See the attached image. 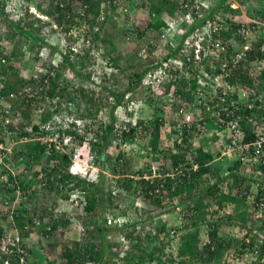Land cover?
Wrapping results in <instances>:
<instances>
[{
    "label": "trees",
    "instance_id": "trees-1",
    "mask_svg": "<svg viewBox=\"0 0 264 264\" xmlns=\"http://www.w3.org/2000/svg\"><path fill=\"white\" fill-rule=\"evenodd\" d=\"M64 1L67 3V0ZM103 1L78 0L81 4H88L85 18L91 27L101 15V3ZM145 1L143 0L145 7L150 4V17L137 24L136 35L139 38H146V33L151 31L153 33L158 32L159 36L160 29L174 22L177 16L185 10L181 7L182 0ZM195 1L184 0V2L190 5H194ZM232 1L235 0H218L214 8L209 10L204 8L203 11L206 16L199 17L198 22L193 27L204 25L206 18L214 16L215 13H240L241 8L240 10L233 9L231 6ZM239 1L244 8L253 3L258 5V9L262 7L264 9V0ZM40 4L37 3V7L52 17L57 25L64 26L68 23L69 19H66L67 12L73 10L70 3L66 4L65 7L63 4H58L55 9H51V7L44 8ZM27 14L28 19H30V27H23L20 25L21 20L15 21L9 17L6 0L5 2H0V15H4L14 30L24 37L15 40L17 46L10 50L4 46L2 34L0 33V112L4 110L5 105H10L11 113L14 114L10 124L6 127L0 125V139L2 140L6 137L5 133L3 134L5 130L9 136L17 139L21 135L31 134L32 130H39L43 122L49 120L56 112H60V104H57L56 108H53L52 101H49L48 104L44 103L45 96L47 95L50 99H53L55 95H60L62 99L72 101L78 109V117L85 118V121L97 116L99 111H101V103L103 104L104 101L101 97L90 96L87 90L82 87L70 91L67 85H63L61 80H63L64 74L59 72L60 68H71L78 77L83 76V73L76 70L77 64L71 59L73 51L70 50V53H64L62 49L57 48L48 39V36L53 35L56 30L50 22L43 21L29 12ZM153 14L164 15V17L162 16L159 20L153 21ZM102 23L101 21V26H99L95 33L96 40L100 37ZM64 31L68 32L69 30L65 28ZM12 36L15 37L16 35L13 34ZM158 36L156 38H158L159 44ZM43 46H49L51 50L58 49V52L62 54L65 64L62 67H54L51 64L49 65L44 61H40V65L42 67L49 66L47 69L53 70V74L46 75L50 81L46 91L38 93L39 95L31 96L27 88L32 91L36 90L35 79L30 75V72L26 71L25 63L34 58H32L33 56H26V53ZM156 46L150 44L149 50H154ZM181 49L182 46L175 49L172 48L170 52L164 55V59L168 60L172 57H180ZM254 54V51L249 53L251 59L255 58ZM190 57L194 59V52H192ZM185 58L187 60L186 56ZM34 60L38 61L40 58L36 55V59ZM30 68L32 69V67ZM148 68V65H146L140 71L135 72L134 82L130 83L124 90L105 86L104 90L109 93L108 99H114V102L111 100L110 103L109 122L101 123L96 129L92 127L93 124L87 121L83 128L72 123L65 129L59 130L62 135L68 134L72 136V143L75 147L78 146L81 149L85 161H87L88 156L93 154V161L99 168V174L95 175L91 172L88 178L72 175L67 169L71 163V156L55 150L50 156L45 157V145L40 141L22 142L20 143L21 145L19 144L14 149L12 156L8 159L6 158L10 166L22 157L24 159L32 158L34 162L32 164L33 169L37 164L45 163L47 165L44 167L45 176L37 181L38 189L34 188V190H31L32 194L30 193L28 196L27 189L33 188V184H31L32 180L19 177V187L22 195L27 196V209L24 213H20V209L18 208L17 213L20 215L16 216L20 232L25 237H28L33 231L39 232V229L36 228L38 220L43 224V228L44 226H50V230L41 235V239L48 240V253L52 256V259L47 264H55L58 260L59 264H219L224 257L225 251L233 248L232 246L234 245V240H227L221 236L223 235V233L220 234L222 229L228 226L230 228H243L257 224L255 217L245 205L244 198L241 197L244 192L243 190L249 191V187L244 188L246 181L242 179L243 176L238 172L242 167L240 161L229 167L230 174L225 175L223 173L225 171L223 164L219 163L214 167L212 164L214 155L201 145L195 149V153L193 154L194 160L200 165L199 169L193 172L190 178L184 179L183 182H178L173 188L174 181L169 176H166L163 180L158 178L147 180L144 177V171L148 172L150 166L146 167V164H143L139 169H135L133 161L134 152L127 150L123 146V143L127 140L132 143L137 138L141 140V144L144 148L146 146L147 149V154L143 159H147V161L150 159L157 160L156 162L159 161L164 173H167L166 162L169 157L172 158L174 165L185 161L180 147L172 149L163 142L160 124L164 120L159 117H157L156 122H151L150 120L146 123L143 119L139 120L132 127L131 131L128 133L124 132L123 136H119L115 132L116 106L125 102L140 87L142 76ZM46 77L44 78L46 79ZM86 77L89 78L91 76L88 75ZM234 77L244 82L247 81L246 83H250V85L255 82V80L249 78L250 74L248 70L244 72L239 71ZM256 79L257 83L259 78ZM178 84L179 92H182L184 97L190 99V93L183 90L189 84L183 79H179ZM170 86L171 83L167 85V88ZM78 94L84 100L85 108H82L80 103L77 104L76 98H79ZM40 107L44 108L42 112L38 110ZM17 113L19 114V118H17L19 121H16L15 116ZM69 113L74 114L75 109L70 110ZM167 119L171 124L176 126L177 117L168 114ZM144 130L152 133V139L148 144L146 143L144 134L141 135ZM89 132L94 133L93 137H89ZM120 138L123 141H120ZM142 141L144 142L142 143ZM110 146L113 148V151L108 152ZM176 150L180 151L176 152ZM156 154L159 155V158L155 157ZM53 160L56 163L51 165ZM25 162L27 163V161ZM3 171L6 174L11 173L4 166ZM38 172L34 171V177L39 176ZM109 175H113L114 177L109 178ZM180 177L181 175H176V178ZM14 181L10 174L9 181L5 182L0 173V197L5 193H15V188L10 187L11 182ZM159 184H162L164 189L162 187L157 189ZM194 189H198V193H201L199 199L196 201L194 200ZM75 191H81L87 200V204L84 207L86 213L90 214L98 206L101 208L98 215L99 223L97 221V224H94L97 218L95 220L91 219V222H83L88 236L83 239L84 241L82 239L77 240L66 238L65 236L62 237L64 232L62 233L59 229L61 228L63 231H66V228L74 227L76 223V219L68 209L62 210L60 214H57L59 216L54 214L55 211L63 206L64 202L70 199V194ZM183 194L187 195L182 197L180 203H184V207L186 208L177 211L178 205L173 200ZM206 197H211L212 200L205 201ZM136 199H142L151 209L141 208L139 210L135 206ZM39 201L43 202L40 210L36 205ZM169 202L172 203V206L166 208V204ZM214 203L219 208H223L225 204H232L233 209L229 213L221 214L218 210L213 209ZM130 207H134L133 210L136 212H141L142 215L144 213V215L147 214L148 216L146 221L149 226H146V230L142 232V237L135 236V228L130 229L131 226L137 225L136 222L126 227H111L108 223L107 215L109 211L110 213H114L119 210L120 214L127 215L131 213ZM179 214L183 215V222L180 228L176 227V233L172 235L171 227L169 226L176 219L173 216H178ZM6 223L8 225V222ZM6 223L4 221L0 225V243L3 232L8 228ZM206 228L209 241L202 243L201 235L204 230L206 231ZM111 232H117L116 234L119 235L124 234L127 242H118V238H116L117 240L115 239L116 242H111L108 238ZM150 243H154V246L151 247ZM239 244L242 246L243 242L239 240ZM127 246L128 250H125L124 247ZM60 247L62 248V253L60 258H58V248ZM136 247L141 250L138 256L134 252ZM167 247L169 249L172 248L173 252L166 251ZM238 248L239 246L236 249ZM55 253H57V256ZM261 256H264V251ZM5 258V255H0V264H4ZM30 264H35V260Z\"/></svg>",
    "mask_w": 264,
    "mask_h": 264
},
{
    "label": "built area",
    "instance_id": "built-area-1",
    "mask_svg": "<svg viewBox=\"0 0 264 264\" xmlns=\"http://www.w3.org/2000/svg\"><path fill=\"white\" fill-rule=\"evenodd\" d=\"M217 1L196 0L194 5H190L182 0L181 7L185 9L184 12L159 31L162 45L169 46L170 49L182 46L180 53L182 57L165 60L163 56L148 65L149 68L140 82V86L149 93L148 99L128 98L118 104L115 132L123 136L124 132H130L139 120L143 119L146 123L150 120L156 122L159 117L164 120L160 124L162 140L170 143L173 139L172 143L176 142L182 149L187 150L189 155L187 161H193L192 153L201 145L214 155L212 162L214 167L219 163L223 164L225 175L230 174L229 167L240 161L242 167L238 172L246 181L244 188L249 187V191L243 190L241 197L244 198L245 205L255 217L257 224L236 228L238 238L244 246L242 245L239 251L231 254L222 264H264V256H261L264 251V9L263 7L251 11L249 9L250 12L247 14L246 8L242 7L241 17H245L244 19H238L234 13H215L214 16L206 18L204 25L193 27L199 17H204L203 9L214 8ZM110 3L121 15L129 13L136 4L134 0H110ZM231 6L233 9L240 7L236 6L235 1L231 2ZM83 14L85 16V10ZM153 43L152 38L149 44ZM145 50L146 48L142 52ZM252 51L255 53L254 59L249 56ZM192 52L194 59L190 57ZM246 70L249 71V78L255 80L252 85L234 77L239 71ZM47 74L53 72L45 67L30 71L36 85L35 91L27 88L31 96L46 91L50 82ZM256 78H259L257 83ZM179 79L189 84L183 90L190 93V99L179 92ZM169 83L171 86L167 88ZM111 100L114 102L113 98ZM49 101H52L53 108L60 104L61 111L43 122L39 130H32L31 134L21 135L17 139L9 136L6 130L3 132L6 137L0 139V173L5 182H8L10 174L12 175L15 181L11 182L10 187L16 191L14 194L2 195L0 211L3 207H11L13 214L18 206L25 209L23 200H26L31 190L36 188L33 183V188L27 189L26 196L22 195L19 187V176L28 175L22 178L35 179L30 169L32 158L22 157L11 166L7 162L14 149L22 142L40 141L45 145V157L50 156L55 150L70 154L72 160L70 170L82 178H88L91 172L99 174V168L93 161V154L85 161L78 146L73 151L67 150L66 147L72 144V136L62 135L59 131L72 123L84 127V121L82 124V120L76 119L75 114L69 113L75 109L74 103L62 99L60 95H55L53 99L45 96L44 103L48 104ZM38 110L42 112L44 108L40 107ZM144 110L154 112L144 118L142 114ZM168 114L178 118L176 133L172 131V125L167 119ZM13 117L10 105H5L4 110L0 112V125L6 127L12 122ZM15 117L16 121H19L18 113ZM142 134L146 141L152 139L150 131L144 130ZM204 135L209 138L198 145L199 137ZM119 140L123 141L121 138ZM123 146L134 152V156L147 154L146 146L144 148L138 138L132 143L125 141ZM155 157L159 155L156 154ZM186 164L187 162H179L178 174L185 175L183 168ZM3 166L11 173H4ZM198 167L199 165H194V169ZM152 170L154 175H159L160 164L152 162ZM167 174L174 178L175 173ZM70 201L75 207H83L87 203L81 191L72 192ZM37 224L39 226L41 222L38 220ZM46 230H50V226ZM27 243V239L17 227L5 231L0 243V253L6 255L4 264H28L30 252ZM13 259L17 260L16 263H13Z\"/></svg>",
    "mask_w": 264,
    "mask_h": 264
},
{
    "label": "rangeland",
    "instance_id": "rangeland-1",
    "mask_svg": "<svg viewBox=\"0 0 264 264\" xmlns=\"http://www.w3.org/2000/svg\"><path fill=\"white\" fill-rule=\"evenodd\" d=\"M142 7L140 6L141 3ZM145 1V0H144ZM64 0H8V14L9 17L15 21H20V25L23 27H30V19H28L27 12H31V10H34V12L37 13V15H44L47 20V22H50V24L56 29L55 33L53 35L48 36V39L54 44L57 48L61 50L62 52H69V50H74L71 54L72 61L77 64L76 69L83 73V76H77L73 75V71L68 69V67L60 68L59 72L61 74H64L63 85H67L69 87L70 91H73L76 88H84L87 90L89 95L98 96L101 97L104 101L103 104L101 103V111L97 114L95 118L84 120L85 118H79L77 115L78 109L75 107V118L76 119H82L84 122L89 121L91 124H93L92 127L95 129L97 126L99 127L101 123H106L110 121L109 118V111H110V103L111 100L108 99L109 93L108 91L104 90L105 86L116 88L118 90H124L130 83L134 82L135 79V72L140 71L144 66L152 64L156 60H159L161 57L166 55L168 52H170L169 46H164L161 43V40L159 39L158 44V32L153 33L147 32L146 38H139L136 35V26L137 24H140L143 20L149 18V5H146V7L143 5V0H134L136 3L135 6L132 7L131 11L125 15H121L114 9L110 3H108L105 12L101 13L100 17L93 23L92 27L89 25L88 20L85 18L83 14V8L81 7L82 4L78 2V0H67V3ZM146 2V1H145ZM233 2V1H232ZM236 6H240L237 8V10H240L242 8L240 1L235 0ZM37 3L42 5L44 8L55 9L58 4H71L73 10L70 12H67L66 19L68 20V23H66L64 26H59L57 23L54 22L53 18L48 16L46 13H44L40 8L37 7ZM147 3V2H146ZM244 8V7H243ZM246 8V13L248 14L252 9L256 10L258 8V5L256 4H250ZM250 9V11H249ZM27 11V12H26ZM240 13H237L238 19H244L245 17H241L242 11H239ZM87 13V12H86ZM33 14V13H32ZM47 15V17H46ZM36 16V14H35ZM164 17V15H152V20L157 21L161 17ZM37 17V16H36ZM33 21V20H32ZM101 21L103 22L102 28L100 30V37L99 39H95V33L97 32L99 26H101ZM54 23V24H53ZM65 28H67L69 31L65 32ZM0 33L2 34L3 43L4 46L8 49H13L17 46V42L15 40L24 38L23 36H20L18 32H16L13 28V26L10 24L8 19L4 15H0ZM15 34L16 36H12ZM159 37V36H158ZM154 39V43L152 45L158 46L155 47L154 50H149V40ZM146 48L145 52H142V50ZM24 50V46H23ZM26 50V48H25ZM88 52V53H87ZM142 53V54H140ZM86 54V56H84ZM36 55L40 58V60L35 61ZM26 56H33L32 60L27 61L28 63H25V69L27 72H30L31 70H37L38 68L42 67L40 65V61H44L48 64H53V62H58L59 67H62L64 63L63 57L60 55V53L57 50H51V48L47 47H39L36 48L34 51H27ZM35 56V57H34ZM32 67V69L30 67ZM133 66V67H132ZM46 67V66H45ZM90 75L91 77L87 78L86 76ZM148 91L143 87L140 86L133 94L130 96V98H145L148 99ZM79 98H76L77 104L80 103L82 108H85L84 100L81 98V95L78 94ZM105 103V104H104ZM153 110H147L142 111V114L145 116L144 118L148 117V115L153 114ZM82 121V124H83ZM79 125V124H78ZM172 130H174L173 124ZM82 125H79L81 127ZM152 134V133H151ZM89 137L93 136V132L88 133ZM209 138L207 135L200 136L199 142L203 143L204 139ZM170 140V144H173ZM149 141H146L148 144ZM21 145V144H20ZM18 146V145H17ZM21 148V146H20ZM109 152L113 151V148L110 146ZM144 155H136V158L134 156V167L135 169H139L140 166L143 164H146L147 159H143ZM172 162L171 158L167 160L166 164L169 166V163ZM136 164V165H135ZM114 177L113 175H109V178ZM45 192V191H43ZM193 192H195L196 196H199L201 193H198V189H194ZM183 197L179 196L178 198ZM175 200V199H174ZM173 200V201H174ZM205 201L209 200L210 198H205ZM132 201V200H128ZM179 202V200H178ZM37 203V202H36ZM27 204V201H26ZM38 209L40 210L43 202L39 201L37 204ZM169 206H172V203H167L166 208H169ZM186 208V207H183ZM69 210L71 212V215L76 219L75 220V226L74 227H68L66 228V231H63L61 228L59 231L64 232L62 237L70 238V239H85L87 238V234H80L79 229L80 226L84 225L83 222H89L91 219H96V222L94 224H97L98 221V215L100 214V207L98 206L95 211L91 212L90 214L86 213L83 208H74L69 202H64L63 206L54 212L55 215L60 214L62 210ZM133 208L130 207V215L132 216L133 222H136L137 225L134 227H130V229L135 228V236H143V231L146 230V226H149V224L146 221V218L148 217L147 214L143 215L141 212H136L133 210ZM151 209L148 207L147 210ZM110 212V211H109ZM117 213L120 211L117 210ZM115 212V213H116ZM153 212V211H150ZM7 211H1L0 212V225L5 221L8 222V225L6 223V226L9 227L10 222V216L6 215ZM6 216V217H5ZM59 216V215H57ZM143 221H142V219ZM18 219V218H17ZM15 219L14 222L17 220ZM141 219V220H140ZM140 220V221H139ZM91 222V221H90ZM13 223V221H11ZM14 227H18V223H13ZM43 224L39 225V232L36 231L32 237V241L35 243L37 250V255H35L33 261L35 260V264H47L49 260L52 259V256L49 255L48 250V240L41 239V235L46 231L48 226L42 227ZM42 227V229H41ZM20 228V227H18ZM224 229L222 230V232ZM117 233V232H116ZM115 232H111L109 235V239L111 242H116V238H118V242L125 243L121 239V237L124 235L116 234ZM57 234V232H56ZM53 236V235H52ZM86 236V237H85ZM60 237V236H59ZM116 239V240H115ZM231 240V239H230ZM84 241V240H83ZM201 241L202 243H206L209 241V237L207 236V228L206 231L201 235ZM151 247L154 246V243L149 244ZM145 246V245H144ZM150 247V248H151ZM233 248L238 247L236 243L232 246ZM125 250H128V246L124 247ZM166 251L173 252L172 248L165 249ZM58 258H60V255L62 253V248H58ZM134 252L136 256H138L141 253V250H139L137 247L134 249ZM57 256V253H55ZM32 258V257H31ZM59 261V260H58ZM55 264H59V262ZM153 264V263H152Z\"/></svg>",
    "mask_w": 264,
    "mask_h": 264
},
{
    "label": "clouds",
    "instance_id": "clouds-1",
    "mask_svg": "<svg viewBox=\"0 0 264 264\" xmlns=\"http://www.w3.org/2000/svg\"><path fill=\"white\" fill-rule=\"evenodd\" d=\"M0 2H5V0H0ZM6 2L8 3V0H6ZM108 3H110V0H104L102 3H101V13H104L105 12V9H106V7L108 6L107 4ZM111 4V3H110ZM88 7V4H86V3H83L82 4V8H83V10H85V15H86V9H87V7ZM112 6V5H111ZM113 7V6H112ZM114 9H116L115 7H113ZM31 14L33 13L34 15L36 14V16H37V18H40L41 20H44V19H46L45 18V16L44 15H37V13L36 12H34V10H31V12H30ZM44 17V18H43ZM46 17H47V15H46ZM177 19V18H176ZM175 19V20H176ZM45 21H47V20H45ZM55 22V21H54ZM56 23V22H55ZM54 24V23H53ZM43 47H49V46H43ZM50 48V47H49ZM62 49V48H61ZM71 51H74V50H71ZM64 53H67V52H64ZM68 53H70V50H69V52ZM72 54V53H71ZM60 55L62 56V54L60 53ZM50 65V64H49ZM51 65H53L54 67H59L60 65H59V63L58 62H53V64H51ZM49 67V66H48ZM48 67H45V68H48ZM68 69H70V70H72L71 68H68ZM77 70V69H76ZM51 71H53V70H51ZM73 71V70H72ZM73 73L76 75V73L73 71ZM80 120H82V119H80ZM83 121V120H82ZM170 123V122H169ZM78 127H79V125H77ZM175 127V126H174ZM174 130H176L175 128H174ZM174 130H172L173 131V133H176L177 131H174ZM152 135V134H151ZM162 138V137H161ZM165 144H166V146H168V147H170V148H172V149H174V148H176V147H180L181 148V146L178 144V143H173V144H170L169 145V142L168 143H166L165 141H163ZM197 144L199 145L200 144V142H199V140H198V142H197ZM75 148V145L72 143L70 146H67L66 147V149L67 150H70V151H73V149ZM181 150H182V153H183V157H184V159H185V161L184 162H187V164L184 166V170H185V175L184 176H182L181 174H179V175H181V177L180 178H176V175H178V173H177V171L179 170V168H178V166H179V164L178 165H174L173 164V162H170L169 163V166L167 165V168H166V171H167V173H175V175H174V178L172 177V176H170V175H168L167 173H164V170L162 169V165H161V163L158 161V163L160 164V166H161V172H160V174L159 175H154V173H153V170H152V162H155V161H157V160H153V159H150V160H148V162L146 163V167L147 166H150V169H149V171L147 172V171H144L145 173H144V177L147 179V180H151V179H156V178H158V179H162L163 180V178H165L166 176H169L170 178H172L173 179V186H172V188L173 187H175L177 184H178V182H183L184 181V179H187V178H190V176L192 175V173L193 172H195V171H197L198 169H199V167H200V165H199V163H197L195 160H194V158H193V161H191V160H188L187 161V157L189 156L188 155V153H187V150H184V149H182L181 148ZM177 151H180V150H176V152ZM195 152H193L192 153V157H193V154H194ZM65 154H68V153H65ZM68 155H70V154H68ZM71 156V155H70ZM144 156H146V154L144 155ZM83 158H84V156H83ZM135 158H136V155H135ZM159 158V157H158ZM171 157H169L168 159H170ZM171 160H172V158H171ZM54 163H56V161L55 162H51V165H53ZM71 163H72V160H71ZM71 163L68 165V172L69 173H71L72 175H76V176H80L81 177V175H79V174H77V173H73V172H71V170H70V165H71ZM32 164H34V162L32 163ZM199 165V167L197 168V169H194V165ZM47 165L44 163H41V164H37L36 166H35V168L33 169L32 168V165H31V174L33 175V177H34V171L36 172V171H39L38 173H39V176L37 177V176H35L33 179L34 180H32V183L31 184H33L34 183V186L37 188V181H38V179H41V178H43L44 176H45V171H44V167H46ZM141 167V166H140ZM145 167V168H146ZM183 170V171H184ZM41 173H42V175H41ZM26 176V175H25ZM19 177H23V175L22 176H19ZM26 177H28V175L26 176ZM163 188V185L161 184H159V186H158V188L157 189H160V188ZM35 188V189H36ZM38 189V188H37ZM164 189V188H163ZM31 194H32V192H31ZM193 194H195V192H193ZM3 195V194H2ZM2 195H1V197H2ZM28 195H30V194H28ZM185 195H187V194H183V195H180V196H185ZM0 197V198H1ZM179 197V196H178ZM178 197H176V198H174L175 200H174V202L178 205L177 206V211H180V209H183V207H184V203H180L182 200V197H180V198H178ZM199 197H200V195L199 196H194V200L196 201L197 199H199ZM26 200H27V197H26ZM26 200L24 199L23 200V202L25 203V209H23L22 207H20V206H18L17 208H16V211L12 214V212H11V207H8V208H6V207H3L2 209H1V211H7V213H6V215H9L10 216V222H9V227L5 230V231H7V230H11L13 227H14V224L13 223H17V220L14 222V220L15 219H17L16 218V216H19L20 214H18L17 212V210H18V208L20 209V213H24L25 212V210L27 209V204H26ZM178 200H179V202H178ZM181 200V201H180ZM71 205H72V203H71V201H70V199H68L67 200ZM194 201V202H195ZM186 203V202H185ZM87 204V203H86ZM85 204V205H86ZM186 204H188V203H186ZM85 205L83 206V207H75V206H73L74 208H83V210H84V207H85ZM214 205V210H218V212L219 213H221L220 212V210H223L224 212H222L221 214H226V213H229L230 211H232V209H233V205L232 204H225L224 205V207L223 208H219V206L217 205V204H213ZM135 206H137L138 207V209L139 210H141V208H147L148 209V205H146L145 203H144V201L142 200V199H136L135 200ZM0 211V212H1ZM108 223H109V225L111 226V227H126V226H129V225H132L134 222H133V220H132V216L130 215V214H127V215H122V214H120V213H108ZM174 217V219H175V221H174V223L172 224V225H170L169 227H171V234L173 235V234H175L176 233V227H181V224H182V222H183V215L182 214H179L178 216H173ZM110 218H111V221H109L110 220ZM11 221H13V223H11ZM98 223H99V220H98ZM42 224V223H41ZM19 227V226H18ZM17 227V228H18ZM42 227H43V225H42ZM41 227V228H42ZM231 227H233V226H231ZM36 228H39V226H38V224L36 225ZM208 228V227H207ZM237 227H233V228H230V226H228V227H224L223 229H225V231H223V232H221L220 234H222L223 233V235H221V236H223L225 239H227V240H234V244L236 243V245H238L239 246V248L238 249H236L237 247H235V248H230V249H227L226 251H225V254H224V257L221 259V263H219V264H222L223 263V261L224 260H227V258H229V256H231V254H235L237 251H239V249L242 247V246H240V244H239V238H238V232H237V229H236ZM239 228V227H238ZM19 230H20V228H18ZM222 229V230H223ZM240 229V228H239ZM5 231L3 232V234H2V238H3V235H4V233H5ZM48 230H46L45 232H47ZM34 233H36V231H33V232H31V234L28 236V237H25V236H23V237H25V239H27V244H28V250H29V252H30V256H29V262H28V264H30L31 262H33V259H34V257H35V255H37V250H38V248H36V245H35V243L32 241V237H33V235H34ZM79 233L80 234H84V235H86V227H85V225H81L80 226V229H79ZM122 235V234H121ZM207 236H208V234H207ZM31 238V239H30ZM121 239L123 240V241H125V242H127V238L125 237V235H123L122 237H121ZM2 241V240H1ZM0 255H4V254H1L0 253ZM6 256V255H5ZM32 257V258H31ZM263 257V256H262ZM16 259H13V263H16Z\"/></svg>",
    "mask_w": 264,
    "mask_h": 264
},
{
    "label": "bare ground",
    "instance_id": "bare-ground-1",
    "mask_svg": "<svg viewBox=\"0 0 264 264\" xmlns=\"http://www.w3.org/2000/svg\"><path fill=\"white\" fill-rule=\"evenodd\" d=\"M44 18V17H43Z\"/></svg>",
    "mask_w": 264,
    "mask_h": 264
}]
</instances>
